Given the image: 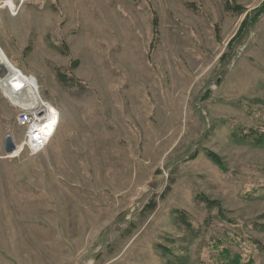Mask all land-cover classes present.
I'll return each mask as SVG.
<instances>
[{"label": "rangeland", "instance_id": "1", "mask_svg": "<svg viewBox=\"0 0 264 264\" xmlns=\"http://www.w3.org/2000/svg\"><path fill=\"white\" fill-rule=\"evenodd\" d=\"M263 5L0 6V47L56 126L31 154L0 89V264H264V147L242 138L264 132Z\"/></svg>", "mask_w": 264, "mask_h": 264}, {"label": "bare ground", "instance_id": "2", "mask_svg": "<svg viewBox=\"0 0 264 264\" xmlns=\"http://www.w3.org/2000/svg\"><path fill=\"white\" fill-rule=\"evenodd\" d=\"M0 6L12 7V0L0 1ZM1 70H4L6 74H0V89L14 105L22 108H38L41 106L40 96L35 86V80L33 78H27L21 70L16 68L9 61L3 49L0 47V71ZM45 111L47 110L45 109ZM48 122L49 115L47 117V122L45 126L46 130L43 129V132L44 130L45 132L49 131V129L47 128ZM19 146L20 145H18V147Z\"/></svg>", "mask_w": 264, "mask_h": 264}, {"label": "built area", "instance_id": "3", "mask_svg": "<svg viewBox=\"0 0 264 264\" xmlns=\"http://www.w3.org/2000/svg\"><path fill=\"white\" fill-rule=\"evenodd\" d=\"M20 108L21 111L17 116V122L20 126L27 128L25 145L31 154H37L46 148L47 144L50 142L53 134L55 133V127L50 126V130L45 132V126L48 117V113L45 111V109L41 107ZM41 110H44L45 114L39 116V112ZM43 129H45L44 132L42 131Z\"/></svg>", "mask_w": 264, "mask_h": 264}, {"label": "trees", "instance_id": "4", "mask_svg": "<svg viewBox=\"0 0 264 264\" xmlns=\"http://www.w3.org/2000/svg\"><path fill=\"white\" fill-rule=\"evenodd\" d=\"M227 7L230 9L231 6L226 4ZM231 10V9H230ZM264 13V5L262 6V9L257 12V17H255V20L260 16V14ZM249 22V18L245 20V25H247ZM242 138H245L246 140L250 141L252 144L256 146H262L264 147V132H259L256 130H251L249 133L242 136ZM209 158H211L218 166L222 167L223 163L221 158L212 153H208ZM205 200V199H204ZM154 205H152L153 207ZM176 221L182 225H185V227L191 228L190 221L188 215H186L183 211H176ZM215 264H255L253 260L245 261L243 260V257L240 253H234L231 252L227 248H223L219 251L218 255L216 256Z\"/></svg>", "mask_w": 264, "mask_h": 264}, {"label": "water", "instance_id": "5", "mask_svg": "<svg viewBox=\"0 0 264 264\" xmlns=\"http://www.w3.org/2000/svg\"><path fill=\"white\" fill-rule=\"evenodd\" d=\"M0 74L4 75V74H6V72L4 70H1ZM208 95H209V91L205 94V96L202 98V100L207 99ZM44 113H45V111L41 110L39 112V116L44 115ZM3 149H4L6 156H11L17 151L18 145L16 144L12 135H7L5 137L4 142H3Z\"/></svg>", "mask_w": 264, "mask_h": 264}]
</instances>
